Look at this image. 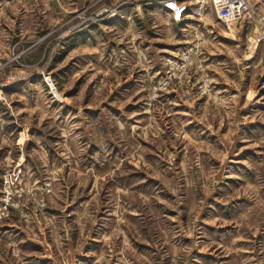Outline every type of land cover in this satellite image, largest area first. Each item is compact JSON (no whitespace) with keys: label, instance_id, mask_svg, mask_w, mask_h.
<instances>
[{"label":"rangeland","instance_id":"rangeland-1","mask_svg":"<svg viewBox=\"0 0 264 264\" xmlns=\"http://www.w3.org/2000/svg\"><path fill=\"white\" fill-rule=\"evenodd\" d=\"M176 1L0 0V264H264V44Z\"/></svg>","mask_w":264,"mask_h":264},{"label":"built area","instance_id":"built-area-1","mask_svg":"<svg viewBox=\"0 0 264 264\" xmlns=\"http://www.w3.org/2000/svg\"><path fill=\"white\" fill-rule=\"evenodd\" d=\"M164 4L171 10V17L178 20L184 3L176 0H164ZM209 4L214 16L221 23L226 26L232 22L248 23L251 41L254 43L260 41L264 44V12L254 7L249 0H209ZM92 18L95 17L92 16ZM15 192V189L12 191L11 188L6 187L2 196L3 204H6Z\"/></svg>","mask_w":264,"mask_h":264},{"label":"crops","instance_id":"crops-1","mask_svg":"<svg viewBox=\"0 0 264 264\" xmlns=\"http://www.w3.org/2000/svg\"><path fill=\"white\" fill-rule=\"evenodd\" d=\"M214 14V13H213ZM229 28H231V32L232 33H234V32H236V31H239L241 28H242V24H240V23H238V22H232L231 24H230V27ZM229 28H227V29H229ZM230 30V29H229ZM226 32H227V30H225Z\"/></svg>","mask_w":264,"mask_h":264}]
</instances>
